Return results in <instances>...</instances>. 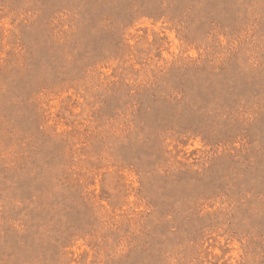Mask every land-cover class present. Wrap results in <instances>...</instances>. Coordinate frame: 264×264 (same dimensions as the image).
Returning a JSON list of instances; mask_svg holds the SVG:
<instances>
[{"label": "rangeland", "instance_id": "374dc122", "mask_svg": "<svg viewBox=\"0 0 264 264\" xmlns=\"http://www.w3.org/2000/svg\"><path fill=\"white\" fill-rule=\"evenodd\" d=\"M0 264H264V0H0Z\"/></svg>", "mask_w": 264, "mask_h": 264}]
</instances>
